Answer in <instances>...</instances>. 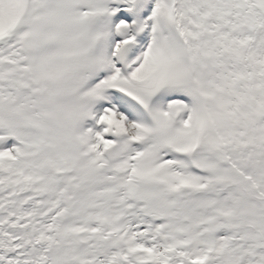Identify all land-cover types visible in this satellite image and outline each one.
I'll return each mask as SVG.
<instances>
[{
    "label": "snow or ice",
    "instance_id": "snow-or-ice-1",
    "mask_svg": "<svg viewBox=\"0 0 264 264\" xmlns=\"http://www.w3.org/2000/svg\"><path fill=\"white\" fill-rule=\"evenodd\" d=\"M0 264H264V0H0Z\"/></svg>",
    "mask_w": 264,
    "mask_h": 264
}]
</instances>
